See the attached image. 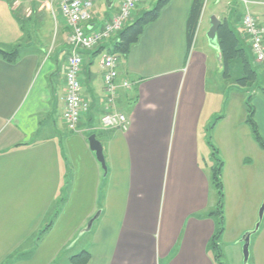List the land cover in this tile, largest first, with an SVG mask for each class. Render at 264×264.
I'll return each instance as SVG.
<instances>
[{"label": "crops", "instance_id": "1", "mask_svg": "<svg viewBox=\"0 0 264 264\" xmlns=\"http://www.w3.org/2000/svg\"><path fill=\"white\" fill-rule=\"evenodd\" d=\"M119 1L106 5L101 23L92 16L91 31L118 13ZM232 1L242 14L216 16L221 22L242 35L249 12L264 25V0ZM157 2L143 0L129 24ZM192 2L171 0L122 58L118 81L133 85L118 89L110 110L126 116L125 131L101 127L100 58L115 40L99 47L98 56V49L82 53V95L90 111L73 132L63 118L67 23L56 4L0 0V50L18 54L14 63L0 57V264H70L83 251L88 264H226L224 245L242 262L240 241L255 229L264 202V150L247 123L246 105L252 95L264 138V68L256 64L260 79L252 87L231 78L220 92L213 82L224 70L221 52L200 34L205 7L188 48ZM50 21L55 38L48 47L38 33ZM91 135L103 146L106 176L89 147ZM217 160L224 194L219 261L210 244L216 224L208 217L219 203L212 182ZM98 212L92 231L82 234ZM159 221L166 230L160 225L158 234ZM249 263L264 264V217L251 238Z\"/></svg>", "mask_w": 264, "mask_h": 264}, {"label": "built area", "instance_id": "2", "mask_svg": "<svg viewBox=\"0 0 264 264\" xmlns=\"http://www.w3.org/2000/svg\"><path fill=\"white\" fill-rule=\"evenodd\" d=\"M50 6L56 4L59 15L69 28L68 43L71 47L67 57L65 74L66 92L64 96V122L70 131H76L82 118L90 110L89 101L82 95L81 72L84 65L83 52L94 51L108 42L116 40L118 34L128 25L134 16L136 7L142 0H121L118 13L112 15L99 31H91L93 0H44ZM243 35L251 46L254 63L264 68V25L251 14L246 13L241 20ZM122 57L118 54L104 53L100 65L104 71L103 87L106 94L105 112L101 126L106 130L128 129L127 118L111 111L118 96V89L132 88V83L123 80L119 83V67Z\"/></svg>", "mask_w": 264, "mask_h": 264}, {"label": "trees", "instance_id": "3", "mask_svg": "<svg viewBox=\"0 0 264 264\" xmlns=\"http://www.w3.org/2000/svg\"><path fill=\"white\" fill-rule=\"evenodd\" d=\"M206 0H193L190 14L187 20V44L188 48L191 49L194 39L198 30L199 22L201 19L202 11ZM171 2V0H158L156 6L146 11L139 17L134 23L125 27L117 36L114 42V48L112 53L118 54L121 57L126 56L131 47L136 44L143 34L144 29L156 22L164 8ZM217 39L222 55L223 61V76L226 80H230L234 67H239L241 73L236 78L235 83L241 88H247L254 85L260 79L258 66L254 63L251 46L247 43L246 37L240 35L238 31L232 28L226 21L222 22L217 32ZM249 45V46H248ZM102 53V48L94 52L95 56ZM0 57L8 63H14L17 58V52L8 53L0 50ZM262 78V77H261ZM253 96H249L246 100L247 105V123L252 130L253 137L259 147L264 150V138L260 132L258 124L255 118V108L252 105ZM216 150H214L213 157L215 158ZM218 162V160H217ZM221 162H218L217 167L214 169L212 174V182L217 191L219 203L218 209L211 212L208 216L214 219L216 224V234L212 237L210 242L211 248L217 251V259L220 260L221 251L219 250L220 238L224 232V222L222 215L223 206V186L221 182ZM50 227V226H49ZM48 227V228H49ZM45 233V231H44ZM42 233V234H44ZM90 261V254L87 251H83L71 257L70 264H88Z\"/></svg>", "mask_w": 264, "mask_h": 264}, {"label": "rangeland", "instance_id": "4", "mask_svg": "<svg viewBox=\"0 0 264 264\" xmlns=\"http://www.w3.org/2000/svg\"><path fill=\"white\" fill-rule=\"evenodd\" d=\"M106 1L107 0H96L94 11H92V13H91L92 16L95 17V19H98L99 23H101L102 19H104L105 11L108 10L106 7ZM228 2H231L232 5L229 6ZM115 5L117 6V3H115ZM238 6H239V4H238ZM236 7H237V5L232 0H222L220 4H216L215 0H207V2L205 3V10L203 8L204 14H203L202 22L200 23L201 24V26H200L201 37L204 40L207 38L206 36H207V33L210 29V21H211L212 17L218 16V17L223 18V17H229L231 15L232 16L234 15L237 18L238 16H240L242 13ZM153 8H151V9H153ZM151 9H145V12L148 10H151ZM138 11H139V13H138ZM138 11L136 12V17H137L136 20L140 16H142V14L144 13V11L141 12L140 9ZM202 13H203V11H202ZM38 35H39V39H40V41H42V43L44 41L48 44V47L52 46L51 44H53L52 42L55 38L54 37L55 36L54 23L51 21L50 22H44L43 25L41 26L40 30H39ZM32 36H33L32 39H34V40L37 37L36 34H32ZM240 73H241V71H240L239 67H237V66L234 67V71L232 74L233 77H231V78L236 80V78L239 77ZM226 81H228V80H226L224 78L223 72H221L220 76L217 78L216 81L213 82V84L217 85L218 90L221 92L222 90L226 89V86L228 84ZM251 87H252V85H251ZM262 93H264V92H262ZM211 201H214V199H212ZM214 204L215 203H212V208H213ZM165 222L166 221H164V223H163V227H162L161 221L158 222L159 225H158L157 230H156V232L158 234L160 233V225H161V231L162 232H164L166 230V228H164ZM175 225L177 226L176 222H175ZM156 236H157V234H156ZM222 254H223V257L226 259L225 260L226 264H245L243 253H242V262H240V260L238 261V259H235L236 253H235L233 247H231V246L224 245V247L222 248ZM248 264H250V263H248Z\"/></svg>", "mask_w": 264, "mask_h": 264}, {"label": "water", "instance_id": "5", "mask_svg": "<svg viewBox=\"0 0 264 264\" xmlns=\"http://www.w3.org/2000/svg\"><path fill=\"white\" fill-rule=\"evenodd\" d=\"M116 0H107L106 5L108 8H112ZM222 25V22L217 17H212L210 21V29L207 33V40L210 47L220 50L218 39H217V32L219 27ZM91 28V27H90ZM88 144L91 149V151L95 154L97 161L100 163L102 170L104 172V175L106 176L108 173V168L106 165L104 152H103V146L97 139L96 135H91L88 139ZM100 213L98 212L87 224L86 228L81 231L82 234L89 233L93 229L94 223L99 219ZM264 217V202L260 208L259 211V222L255 226V229L252 231H249L245 233L240 241L242 243V253L244 257V263L248 264L250 259V246H251V238L253 235H255L259 229L261 221Z\"/></svg>", "mask_w": 264, "mask_h": 264}, {"label": "bare ground", "instance_id": "6", "mask_svg": "<svg viewBox=\"0 0 264 264\" xmlns=\"http://www.w3.org/2000/svg\"><path fill=\"white\" fill-rule=\"evenodd\" d=\"M91 19H92V15H91Z\"/></svg>", "mask_w": 264, "mask_h": 264}]
</instances>
